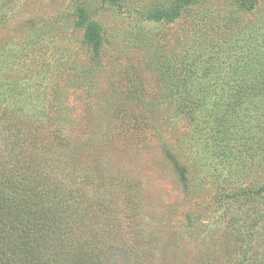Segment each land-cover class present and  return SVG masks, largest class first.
Wrapping results in <instances>:
<instances>
[{
  "label": "rangeland",
  "instance_id": "374dc122",
  "mask_svg": "<svg viewBox=\"0 0 264 264\" xmlns=\"http://www.w3.org/2000/svg\"><path fill=\"white\" fill-rule=\"evenodd\" d=\"M17 129L87 179L104 264H264V0H0Z\"/></svg>",
  "mask_w": 264,
  "mask_h": 264
},
{
  "label": "trees",
  "instance_id": "16d2710c",
  "mask_svg": "<svg viewBox=\"0 0 264 264\" xmlns=\"http://www.w3.org/2000/svg\"><path fill=\"white\" fill-rule=\"evenodd\" d=\"M18 130L0 142V264H104V249L116 239L108 241L106 226L95 218L83 225L91 206L83 204L78 185L87 179L76 184L65 164L40 149L34 156L30 149H42L41 139Z\"/></svg>",
  "mask_w": 264,
  "mask_h": 264
}]
</instances>
